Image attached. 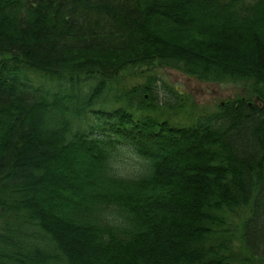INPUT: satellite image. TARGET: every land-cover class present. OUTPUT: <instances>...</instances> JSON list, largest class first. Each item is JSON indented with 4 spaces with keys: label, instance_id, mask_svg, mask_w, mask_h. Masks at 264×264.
<instances>
[{
    "label": "trees",
    "instance_id": "trees-1",
    "mask_svg": "<svg viewBox=\"0 0 264 264\" xmlns=\"http://www.w3.org/2000/svg\"><path fill=\"white\" fill-rule=\"evenodd\" d=\"M0 264H264V0H0Z\"/></svg>",
    "mask_w": 264,
    "mask_h": 264
},
{
    "label": "rangeland",
    "instance_id": "rangeland-1",
    "mask_svg": "<svg viewBox=\"0 0 264 264\" xmlns=\"http://www.w3.org/2000/svg\"><path fill=\"white\" fill-rule=\"evenodd\" d=\"M156 74L159 77H163L165 80H169L172 85L178 88V90L184 95L188 96L189 102L186 105V109L191 106L192 102L197 104V108L193 112L184 111L179 117V121L183 124H190L195 122L202 114L212 113L218 110L224 102L228 100H236L245 96V90L237 85L229 83H214L203 82L197 78L190 77L176 69L160 68L156 70ZM126 84L131 86L133 82L129 79L133 75H127Z\"/></svg>",
    "mask_w": 264,
    "mask_h": 264
},
{
    "label": "bare ground",
    "instance_id": "bare-ground-1",
    "mask_svg": "<svg viewBox=\"0 0 264 264\" xmlns=\"http://www.w3.org/2000/svg\"><path fill=\"white\" fill-rule=\"evenodd\" d=\"M157 69L158 68H156V67H153V68L146 67L145 73L142 75V77H132L129 80L131 82H134V83L138 84L139 86L141 85V87H143L142 85H145V88L147 87L148 90L153 89L154 92H155L157 90V84H158V80H157L156 76L159 77L156 74V70ZM154 86H156V87L153 88ZM233 100L230 99V100L224 102L222 104V106L226 105L228 102H231ZM250 104H252V103H250Z\"/></svg>",
    "mask_w": 264,
    "mask_h": 264
}]
</instances>
